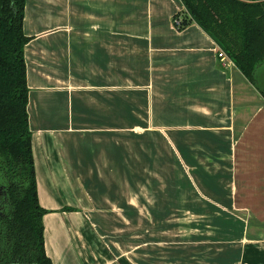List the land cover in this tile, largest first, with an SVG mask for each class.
Wrapping results in <instances>:
<instances>
[{"label": "crops", "instance_id": "crops-1", "mask_svg": "<svg viewBox=\"0 0 264 264\" xmlns=\"http://www.w3.org/2000/svg\"><path fill=\"white\" fill-rule=\"evenodd\" d=\"M184 10L181 0H26L29 125L52 264H184L151 240L131 249V232H151L152 220L165 232L170 217L157 194L152 204L131 197V188L160 185L131 179V137L170 143L181 174L191 172L185 158L200 156L185 140L217 142L215 155L223 142L225 215L237 202L241 220L264 227V97L220 62L199 25L175 27ZM152 148L143 150L148 172ZM241 255L240 264H264V237L245 240Z\"/></svg>", "mask_w": 264, "mask_h": 264}, {"label": "trees", "instance_id": "trees-1", "mask_svg": "<svg viewBox=\"0 0 264 264\" xmlns=\"http://www.w3.org/2000/svg\"><path fill=\"white\" fill-rule=\"evenodd\" d=\"M181 1L175 27L199 25L264 97V0ZM25 8L0 0V264H52L29 125Z\"/></svg>", "mask_w": 264, "mask_h": 264}, {"label": "rangeland", "instance_id": "rangeland-1", "mask_svg": "<svg viewBox=\"0 0 264 264\" xmlns=\"http://www.w3.org/2000/svg\"><path fill=\"white\" fill-rule=\"evenodd\" d=\"M134 132L142 134L143 130L136 129ZM148 143L150 147H147ZM219 143L222 147L218 149L222 152L215 155L217 142L208 141L202 136L199 141L185 140V149L188 148L187 151L193 153L191 149L195 148V152L200 153V156L185 158V166L187 164L191 172L181 174L175 173L176 167L174 159L171 158L173 153L170 143L166 145L159 141L154 142L152 139L134 140L131 137V168L135 172L131 173V179L135 177L137 187H145L143 181L150 186L151 181H157L160 184L158 188L152 185L151 190L146 187L131 188V197L135 194L147 197L152 204L155 201L154 194H157L156 198L159 202L164 201L168 204V216H170L168 230L165 232H157L159 230L155 228L153 220L151 232H131L132 250L140 242L151 240L152 248L160 245L166 248L161 254L169 258L183 256L184 264H240L245 240L263 239L264 233L261 232H264V227L255 221L241 220L239 216L241 210L237 202L231 217L228 215L227 218L225 215L229 209L223 204V200L225 199V186L229 181L227 180L228 174L223 172L222 166L228 168L229 158L223 156L226 149L223 142ZM152 147L156 148L153 152L152 166H154L148 172L147 163H144L143 150H146L145 154L149 155L150 150L152 153ZM133 159L135 160L134 166ZM177 199L183 203L181 211L175 210ZM137 205H140L138 208L145 217L149 213L148 207L143 204ZM146 222L140 221L135 228H138V231L139 227L147 228ZM248 225L253 227L249 229L251 230L249 233L245 232ZM176 252L179 254L176 255ZM248 255L254 260L256 250H249Z\"/></svg>", "mask_w": 264, "mask_h": 264}, {"label": "built area", "instance_id": "built-area-1", "mask_svg": "<svg viewBox=\"0 0 264 264\" xmlns=\"http://www.w3.org/2000/svg\"><path fill=\"white\" fill-rule=\"evenodd\" d=\"M181 20L177 19L175 23L177 24H180ZM218 58L220 60V62L225 66V67H228V66H231L233 65L234 63L229 59V57L227 56V54L222 50V49H219L218 51Z\"/></svg>", "mask_w": 264, "mask_h": 264}]
</instances>
